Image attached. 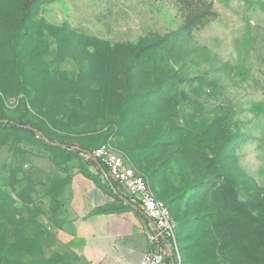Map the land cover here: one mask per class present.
<instances>
[{"label":"rangeland","instance_id":"obj_1","mask_svg":"<svg viewBox=\"0 0 264 264\" xmlns=\"http://www.w3.org/2000/svg\"><path fill=\"white\" fill-rule=\"evenodd\" d=\"M24 1L0 0V115L53 144L0 125V264H65L68 189L100 174L58 143L110 144L147 179L177 225L166 264H264L247 239L264 222L250 193L264 200V0H37L23 21ZM62 28L116 48L105 73L66 54ZM226 222L239 239L224 246Z\"/></svg>","mask_w":264,"mask_h":264},{"label":"crops","instance_id":"obj_2","mask_svg":"<svg viewBox=\"0 0 264 264\" xmlns=\"http://www.w3.org/2000/svg\"><path fill=\"white\" fill-rule=\"evenodd\" d=\"M90 161L100 178L71 184L64 215L56 224L54 250L65 264H137L150 250L149 235L156 226Z\"/></svg>","mask_w":264,"mask_h":264},{"label":"built area","instance_id":"obj_3","mask_svg":"<svg viewBox=\"0 0 264 264\" xmlns=\"http://www.w3.org/2000/svg\"><path fill=\"white\" fill-rule=\"evenodd\" d=\"M90 153L92 158L106 167L110 177L118 183L120 193L150 217L156 226L149 235L151 248L143 254L137 264H166L168 249L176 243L177 230L176 222L166 203L153 193L147 179L110 144L99 145ZM162 240L168 242V248Z\"/></svg>","mask_w":264,"mask_h":264},{"label":"trees","instance_id":"obj_4","mask_svg":"<svg viewBox=\"0 0 264 264\" xmlns=\"http://www.w3.org/2000/svg\"><path fill=\"white\" fill-rule=\"evenodd\" d=\"M36 1L37 0H25L24 1L23 15H22L23 21L30 20L31 17L34 15V11H35L34 5ZM62 31L64 33V37H67L69 40L68 49L66 51L67 55L73 57L77 61L86 59L87 63L86 65H83V66L87 69V71H89L90 68L93 71H95L97 69L96 68L97 66L102 65L101 67H98V68H101L102 72L105 73V66H108L107 64H109V61L107 60L111 59V55L116 50V48L107 47L105 50H101L96 45H93V51H89L87 48L92 44L89 45V43H86V37H84L83 35H77L74 31L68 30L65 28H62ZM83 44L85 45V48H84L85 50L83 48L82 50H84L83 52L87 53L88 55L87 57H84L83 52L79 51V48H81V45ZM151 47L152 45L146 44L140 49L134 51V58H140L142 54ZM94 77L97 82H99L101 78H103L102 75H95V74H94ZM0 125L3 127L15 128V129L26 131L30 134L35 135L42 142L46 144H53V141L51 138L44 135L37 126H35L34 124L30 122L5 118L0 115ZM61 146L66 148V150L78 151V152L85 151L87 153L89 152L88 150L81 149L79 147L71 146L68 144H62ZM97 165L99 166L100 170L105 172V174H108L107 169L103 164L97 163ZM220 173H221V177H220L221 179L219 178L220 184L214 191V195H223L224 191H226V185L230 181L231 173L229 170L222 169L220 170ZM205 178H209L208 175L205 176ZM236 181L238 184L239 181H241V177H236ZM208 182H211V181H206V183ZM161 193H164V192H161ZM250 193L252 194L253 202H254L253 208L251 210H257V211L259 210L261 213H264V208L260 207L259 205L264 202L263 197H261L260 193L257 192L256 188L252 189ZM173 198L174 197H171L169 200ZM225 225H226V228H223V229H219L217 226L215 227L216 232H217V234L215 235V238H220V242L222 243V245L227 246L228 244H231L234 240H238L239 237L238 236L236 237L235 235H232L231 233H229L227 222L223 224V226ZM250 227H251V230L248 233L247 239L250 242L255 243V244L263 242L264 222H260L258 219H254V216H253L250 222ZM176 234H177V230H176ZM163 243L168 244V242L165 240L163 241Z\"/></svg>","mask_w":264,"mask_h":264},{"label":"water","instance_id":"obj_5","mask_svg":"<svg viewBox=\"0 0 264 264\" xmlns=\"http://www.w3.org/2000/svg\"><path fill=\"white\" fill-rule=\"evenodd\" d=\"M57 145L61 146L62 144H59V143H58ZM87 154L90 156V159H91L92 161H94V162H96V163H99V162H97L94 158L91 157V153H90V151H89ZM126 201L129 202L128 199H126ZM134 206H135V205H134ZM135 207H136V206H135ZM171 264H174V261H172Z\"/></svg>","mask_w":264,"mask_h":264}]
</instances>
